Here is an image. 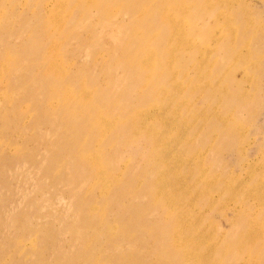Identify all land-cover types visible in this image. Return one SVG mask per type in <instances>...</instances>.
Wrapping results in <instances>:
<instances>
[{
	"label": "rangeland",
	"instance_id": "rangeland-1",
	"mask_svg": "<svg viewBox=\"0 0 264 264\" xmlns=\"http://www.w3.org/2000/svg\"><path fill=\"white\" fill-rule=\"evenodd\" d=\"M0 264H264V0H0Z\"/></svg>",
	"mask_w": 264,
	"mask_h": 264
},
{
	"label": "bare ground",
	"instance_id": "bare-ground-1",
	"mask_svg": "<svg viewBox=\"0 0 264 264\" xmlns=\"http://www.w3.org/2000/svg\"><path fill=\"white\" fill-rule=\"evenodd\" d=\"M168 198V197H167ZM167 201H168V199H167Z\"/></svg>",
	"mask_w": 264,
	"mask_h": 264
}]
</instances>
